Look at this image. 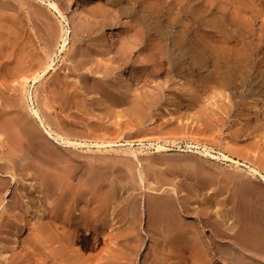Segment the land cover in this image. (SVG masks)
<instances>
[{
	"label": "rangeland",
	"instance_id": "rangeland-1",
	"mask_svg": "<svg viewBox=\"0 0 264 264\" xmlns=\"http://www.w3.org/2000/svg\"><path fill=\"white\" fill-rule=\"evenodd\" d=\"M76 1L102 19L91 16L84 20L78 19L75 16L76 7L67 6L64 0H0V49H3L0 56V116L5 115L17 124V131L22 132L24 141L21 147H17L8 135L0 131V182L5 184L8 181L5 184L7 187L2 191L3 195L1 194V199L6 201L5 209L8 210H0V226L5 225L6 221H12L14 226L18 225V232L25 225L26 237H37L44 234L42 227L49 223L48 230H45L49 238L48 244L51 243L47 244V253H55L59 249L56 248L59 246L58 241L64 233V227L61 226H64L67 217L80 218L84 205L72 194L63 198L60 190L47 184L44 186L43 177L46 173L65 177L68 185L65 188L74 191L85 187L83 180L89 177L91 179L87 189L93 193L90 194L88 206L96 208H92V211L98 210L100 206L97 205L102 203L103 195L110 199L105 198L107 202H111H108L111 210L106 216V219L108 215L111 217L107 219L110 225L108 230H114L113 233L109 232L107 243L110 247L106 246V256L112 261L111 264L114 261L115 264H156V259L161 254L170 259V264H193L192 259L186 261L180 256V249L172 253L173 255L167 253L172 242L169 244L162 237L153 236V229L149 227L151 220L150 216L147 217L149 213L146 205L149 189L163 193L177 189L183 197L177 199L176 204L180 207L189 205L194 209L191 216L186 214V218L184 217L186 225L195 231L197 239L202 240V245H207L203 246L204 253L201 254L203 264H264V253L259 248L262 238L264 239V201L257 195L259 190L264 189L262 190L260 181L249 174L245 165L253 166L264 159V113L261 112L264 101H257L260 112L256 114L252 104L255 98L245 96L235 100L230 92L209 81L195 82L192 74L186 72L188 66L184 74L161 73L150 77L155 79L153 81L145 77H142V81L137 75L140 70L141 73L144 72L142 68L146 64V48L143 45H133L135 31H131L130 19L113 8L109 4L111 0ZM147 1H152L153 7L157 4L156 0ZM243 1L249 4L250 0ZM262 1L261 7L263 6L264 11V0ZM142 2L144 3L142 0L140 5ZM149 2L144 3V6L147 8L150 5L148 8L152 11ZM50 3H56L64 16ZM123 3L128 8L133 5V2L127 0ZM140 5L137 7L139 11L143 8ZM261 21H257L258 27ZM64 26L70 30L69 44L61 51V33ZM102 29L111 37V42L105 40ZM124 45L129 48L128 54H123ZM50 56L54 60V66L43 73L51 63ZM16 67H22L21 72L16 73L14 70L10 74L9 71ZM35 77H40L38 83L35 82ZM26 88L34 94L38 101L36 105H39L51 129L65 138L78 139L77 141L86 145L68 150L49 140L45 130L40 125L37 126L30 115L25 97ZM137 100V104L144 103L146 106L143 111L135 108ZM227 140H230L231 145L227 144ZM157 145H163L167 150L158 153ZM193 146L196 148H192ZM132 150L137 151L138 156L133 155ZM145 188L148 190L145 191ZM117 193L121 200L116 201L113 196H117ZM40 195H43L42 198ZM131 197L136 198L134 201H138L141 206L136 209V241L128 247L116 238L128 231L133 223V218L126 216V208H130L134 202ZM40 198L43 202L47 199L44 204L46 208H52V211L49 209L51 214L43 222L35 218L36 211L39 208L43 210ZM181 201H184L183 204ZM120 204L124 212L116 217L115 210ZM49 205L52 207H48ZM17 206L22 209L17 210ZM33 207L36 211L32 210ZM112 211L114 214H111ZM198 212L200 217L196 215ZM255 214L261 218L255 217ZM96 216V221H100L103 215L96 213ZM118 217L121 218L117 219ZM201 218H207V225L199 222ZM221 220L227 222L223 221V224ZM216 223L223 224L222 229L226 233L219 235L222 229L216 228ZM113 226L115 229L111 228ZM118 226L119 230L116 229ZM49 230H54L55 235ZM141 230L145 232L139 234ZM250 230L256 235L250 237L247 234ZM0 233L2 234L1 228ZM16 233L0 234V255L10 252L17 256L20 253L26 255V246L21 251L17 250L18 252L14 248L13 237ZM48 234L53 237V241ZM229 234L233 237H229ZM76 245L75 248L86 255V258L91 256L92 261L98 259L100 247L93 249L85 246L82 241ZM53 246H56L55 249L51 248ZM28 253L29 250L27 255ZM117 254L120 259H112ZM61 260L60 258L56 264H62ZM49 262L52 264L51 259Z\"/></svg>",
	"mask_w": 264,
	"mask_h": 264
},
{
	"label": "bare ground",
	"instance_id": "bare-ground-1",
	"mask_svg": "<svg viewBox=\"0 0 264 264\" xmlns=\"http://www.w3.org/2000/svg\"><path fill=\"white\" fill-rule=\"evenodd\" d=\"M64 1L67 3V6L70 7V5H73L76 7L77 11L75 13V16L78 19L84 20L90 16L93 18H96L98 20L102 19V18H100L99 15H96V13L92 14L87 8L80 5L76 0H64ZM123 1L124 0H111L109 2V4H111L113 8L117 9L119 12H122L124 16H126L127 18L130 19L131 31L132 32H133V30L135 31L134 32L135 33L134 34L135 44H133V45L134 46L135 45L136 46L143 45L146 48V51H145L146 54L144 55L146 64H144L145 65V66H143L144 68H142V66L140 67V68H142V70L144 69V72L141 73V70H140V72L138 71L139 76L136 74L137 77H140L141 80H142V77L143 78L145 77L146 79L149 78L151 81H153L155 79H153V78L151 79L150 77L158 76L161 73H166L168 75H172L176 72L179 74H182V73L184 74L185 69H187L186 66H188L189 69L186 70V72H187V74H192V78H193L192 80H194L195 82L209 81L212 84L220 87V89H223L227 92H230L232 98L233 99L235 98V100L237 97L242 99L245 96L255 98L254 102L252 103L253 107L255 108V111H256L255 113L257 114L258 112H260L259 104L257 103V101L258 102H259V100L264 101V11L262 10L263 6L261 7V4H263L262 0H250L248 2L249 4L245 3L243 0H156L158 5L156 4L154 7L151 3L152 1L151 2L147 1V2L151 3L152 11L148 8V7H150L149 3L147 4V5H149L147 8L150 11L147 8H145L144 3L146 2V0H143L144 3L142 2L143 4H141L143 8H142V10L140 9V11L137 7H138V5H140V2L142 0L141 1L140 0H127L130 3L133 2L132 3L133 5H131L132 6L131 8H128L127 6H125ZM50 5L52 7H54L55 10L59 14L64 16V13L59 9V7L56 3H50ZM141 5H140V8H141ZM98 16H99V18H98ZM250 18H251V20H250ZM259 20H262L261 21L262 23L259 24V27H258L257 21H259ZM102 31H103L105 40L111 42V37L108 35V33L104 29H102ZM69 33H70V30L64 26L62 28V33H61V39L63 40V44L61 46V51H64L69 44V42H68L69 41ZM126 35H128V34H126ZM131 36H133V35H131ZM127 41H128V39H127ZM123 49H124L123 54H128L127 52H130V51H128L129 48L127 45H124ZM2 50L3 49H0V56L2 55ZM132 51H134V50H132ZM51 58H52V56H50L49 59L51 60ZM124 58L126 59L125 56H124ZM53 64H54V60L52 59L51 63H49V65L47 64L48 67L45 70L43 69L44 70L43 73L48 72L47 70H49V69H52L54 66ZM133 67L135 69V66H133ZM14 70H16V73L21 72L22 67H16L13 70H10L9 71L10 74ZM0 76H1V74H0ZM40 77H35L36 83L39 82ZM137 79H139V78H137ZM142 81H144V80H142ZM144 84H146V83L144 82ZM25 93H26L25 97L27 100L28 108L30 110V115L32 116V119L37 124V126L40 125L42 127V129L45 130L46 135L50 138L49 140L53 141L54 144L59 145L61 147H64L66 149H68V148L74 149V148H79V147L86 145L85 143L77 141L78 139L77 140H71L68 137L65 138L64 136H61L56 131L51 129L49 127L50 125L48 124L47 119L42 114V110L39 108V105L38 106L36 105L37 100H36L34 94L31 92V90L29 88L25 89ZM137 102H138V100L136 101V104H137ZM145 107L146 106H144V103H143V105H141L139 103V104H137V106L135 108L143 111V109ZM262 108H263V111H261V112L264 113V104H263ZM0 117H1L0 118V131L3 132L5 135H8L11 139V142L14 145H16L17 147H21L24 144L23 137H22L23 134H22V132L17 131V129H18L17 124H15V122H13L12 120H9L5 115H4V117L3 116H0ZM27 119H30V118H27ZM30 121H31V119H30ZM242 130H244V128ZM229 141L227 140V144L231 145V142H229ZM100 143H101V145H103L102 142H100ZM98 144H99V142H98ZM98 144H96V145H98ZM106 144H107V142H106ZM192 148H196V147L193 146ZM157 149H158L157 150L158 153L167 150V148L163 145H157ZM68 150H70V149H68ZM75 150H77V149H75ZM131 152L133 155L138 156L137 151L132 150ZM207 154L211 155L208 152H207ZM21 155H22V153H21ZM213 157L216 158L215 156H213ZM224 157H226L227 159L230 158L229 156H224ZM68 161H69V159H68ZM252 163H253V161H252ZM245 165L249 169V174L253 178H256L260 181V183L262 184L261 186L263 187L262 188V190H263L264 189V159L262 161H259L258 163H256V165H253L255 167H253L250 164H248L250 166H248L247 164H245ZM41 174H43V173H41ZM35 175H36V172H35ZM95 175H96V173H95ZM8 176H10V175H8ZM39 178L40 177H38V179ZM43 178H44V183H43L44 186H45V184H47L49 187H52L55 190L56 189L60 190L62 192L61 196L63 198L69 196V194L70 195L72 194V196H74L75 199H78L81 202H83L84 206L82 207L83 209H81L82 215L80 218L79 217H76V218L70 217V219H68V217H67V220L65 222L63 221L64 223L61 222L64 225V226H61V227H64V233L62 232L63 236L58 241L59 246L56 247L57 243L55 242L56 246L51 247V248H54V247L59 248L55 253H52V254L47 253L48 245H50L51 243L48 244L49 238L47 237V233H45L48 230L47 226L49 223L46 224L47 226L44 225L42 227L43 230H41V231L44 232V234H42L43 236L39 234L38 235L39 237L38 236L37 237H33V236L32 237H26V233H24L25 232V228H24L25 225H24L23 229L18 232L19 227L17 224L14 226L11 223L12 221L11 222L6 221L5 225L3 224L2 227L0 226L1 232H2V234L1 233L0 234L3 235L4 233H6V234L9 233L11 235V234L17 232L15 237H13V245H14V248H16L15 250L21 251L22 248H24V246H26V248L29 250V253L27 255L28 250L26 251V255H25V253H20L19 254L20 256L19 255L17 256L16 254L13 255L11 252L10 253L13 256L10 253H5V254L3 253L0 255V264H50L51 262H49V259L52 260V264H56L60 258L62 259L61 260L62 264H111L110 263L111 260L109 259V257L106 256V252H107L106 246L110 245L107 243L108 237H109V232L113 233V231H114V230L113 231L108 230V227L110 225H108L107 219L111 218V217H109V215H108V218L106 219V216H107L109 210H111L110 209V205H111L110 203L111 202L109 201L110 199L103 195L102 196V203H100L101 205L100 204L97 205V207L98 206H100V207L98 208V210L96 212L95 211L93 212L92 211L93 207L91 208V205L88 206V204H89L88 202H90V200H91L90 194L93 193V191H90L89 189H87V185L89 184V181L91 178H89V177H87L86 179L84 178L85 180H83V182L85 181L84 184L86 186L83 187L82 189H79L76 191H74L72 189L68 190L67 188H65L66 187L65 185H67L65 183V180H64L65 177L63 178L62 176L59 177L56 175H52L51 173L50 174L46 173L45 177H43ZM13 179H16L15 176H13ZM39 180H42V179H39ZM67 181L68 180H66V182ZM142 181L144 182L143 177H142ZM7 182L8 181H6V183ZM40 183H41V181H40ZM96 183H95V185H96ZM5 184L0 182V210L5 209V207H6V201L1 199V194L3 193L2 191L4 190V188L7 187V186L5 187ZM11 185H13V184H11ZM72 186H74V185H72ZM102 186H104V185H102ZM148 188H150V187H148ZM99 189H100V187H99ZM146 190H148V189L145 188V191ZM45 191H47V190H45ZM115 192H117V191H115ZM94 193H96V192H94ZM148 193L149 194H147V193H144V194L148 195L146 205L148 208L147 210H148L149 215L147 217L150 216L151 221H150L149 227H150V229L151 228L153 229L152 235L157 236V237H162V239H164L165 242H167V243L172 242L171 245H169L170 243L166 244L167 246L168 245L170 246L167 248V249H169V251H167V253L170 252L169 254H172V253L174 254V252L176 250L178 251V249H180V251H182V254L179 252L181 254L180 256L183 257L184 260L188 261L190 259V261H191V259H192L194 262L193 264H203L201 254L204 253L203 246L206 244L204 243V245H202V243H201L202 240L200 241V239H197L195 231L192 230L188 225H186L187 222L184 220V217L186 218V214H188V216H191L194 209L192 210L189 205L187 206L184 204L183 207H180L176 204V200L183 197L180 194V192L177 191V189H172V191L170 193L156 192V191H152L149 189ZM141 194H142V192H141ZM241 195H244V194H242V192H241ZM257 195L260 196L261 199H263V201H264V191L259 190ZM41 196H43V195H40V197ZM113 196L116 198V201L121 200L120 195L118 193H117V196L116 195H113ZM52 197H54V196H52ZM57 197H59V196H57ZM62 197H60V198L62 199ZM144 197H147V196L144 195ZM41 198H40V200H41ZM105 198L109 199L108 202H110V203H108ZM17 199H20V198H17ZM130 199H133V197H131ZM130 199H127V200L131 201ZM191 199H193V197ZM242 199H243V197H242ZM134 200H136V198L133 199V201ZM39 201H38V204H39ZM45 201L44 202L42 201L43 202V206H42L43 210H41V208H39V210L37 209L38 211H36V210H34L35 209L34 207H33V209L30 208V209L36 211L37 216L36 217L34 216V217L37 219V221L39 219L40 222H43L42 220L48 214H51L49 212L52 208L51 209L46 208L44 206ZM63 201H64V199H63ZM247 201H248V199H247ZM257 201H258V199H257ZM42 202H40V203H42ZM181 202H180V204H181ZM183 202H182V204H183ZM241 202H242V200H241ZM65 203H66V201H65ZM119 203H123V202H119ZM127 203L125 206H127ZM234 203H237V202H234ZM249 203H246V204H249ZM52 204L53 203L51 202V205ZM61 204H62V202H61ZM124 204H123V208H125ZM237 204H238L237 206H240L239 203H237ZM58 205H59V203H58ZM58 205H57V207H58ZM113 205H114V203H113ZM262 205H263V202H262ZM262 205H261V207H262ZM37 206H39V205H37ZM128 206H129V203H128ZM139 206H141L140 203H138V201H134L132 203V205L130 206V208H126V209H128L126 212V214H127L126 216L133 218V221H132L133 223L131 224L130 229L128 231H126L125 233H122L121 235L117 236V238H116V240L118 242H120V243L122 242V243L126 244L125 246H128V247L130 246V244L133 245L134 242L136 241L135 236L137 235L138 232H136L135 227H138V226H137V221L135 220V217L138 214V213L136 214V211H137L136 209H138ZM48 207H52V206L49 205ZM19 208H21V207H18L17 210ZM240 208L242 210L243 207L241 206ZM263 208L264 207H262V209ZM6 209H5V211L8 210V209L7 210ZM55 209H57V208L55 207ZM95 209L93 208V210H95ZM26 210H25V213H26ZM62 211H64V209ZM122 211H123V209H122L121 204L117 205V208L115 210L116 217L118 215H120L122 213ZM4 212H3V214H4ZM249 212H251V211H249ZM28 213H30V211H28ZM96 213L100 214L101 216L103 215L102 219L100 218L101 219L100 221H96V219H95L97 217ZM184 213H185V215H184ZM35 214L33 213V215H35ZM56 214H57V211H56ZM111 214H114V212L112 211ZM251 214H253V213H251ZM196 215L199 217L201 216L199 212L196 213ZM126 216H125V219H126ZM143 216H145V214ZM211 216H213V215H211ZM256 216L258 217L257 214H255V217ZM203 217H205V216H203ZM235 217H236V215H235ZM252 217H254V216H252ZM120 218L121 217H118L117 219H120ZM207 218L209 219V217H207ZM223 218H226V217L224 216ZM258 218H261V216ZM36 219H34V220H36ZM57 219H58V217H57ZM142 219H139V220H142ZM206 219L201 218V220L199 222H201V223L203 222L206 224V222L208 223V221ZM228 219H230V218H228ZM244 219H243V222H244ZM110 220H112V219H110ZM146 220H147V218H146ZM195 220H196V218H195ZM226 220H227V218H226ZM187 221H191V220H187ZM237 221H238V219H237ZM214 222H215V220H214ZM224 222H227V221H224ZM224 222H223V224H224ZM243 222H242V224H243ZM245 222H246V220H245ZM23 223H25V222H23ZM45 223H43V224H45ZM141 223H143V221ZM26 224H27V222H26ZM28 225H29V223H28ZM126 225H128V224H126ZM197 225H198V223H197ZM222 225L220 223L219 224L216 223V228L222 229ZM123 226H121V227H123ZM145 226H146V224H145ZM213 226L215 227V225H213ZM253 226H254V223H253ZM53 227L56 228V226H53ZM59 227H60V225H59ZM116 227H117V225H116ZM119 227L120 226H118V228H116V229L119 230ZM128 227H129V225H128ZM142 227H143V225H142ZM149 227H148V229H149ZM198 227H199V225H198ZM21 228H22V226L20 227V229ZM111 228L115 229L114 226ZM28 229H32V228H28ZM34 229H38V228H34ZM49 229H51V228H49ZM120 229H122V228H120ZM199 229H201V228H199ZM54 230H49V231L54 232ZM58 230H60V228ZM110 230H112V229H110ZM60 231H62V230H60ZM197 231H199V230H197ZM215 231H216V229H215ZM141 232H142V230H141ZM141 232L139 234H143L145 231H143L142 233ZM146 232L149 235L148 230ZM223 232L226 233L222 229V232L220 231V234L216 233V235L217 234L221 235V233H223ZM56 233H57V231H56ZM60 234H56V236L60 235ZM247 234L250 237H253L256 235L251 230L248 231ZM50 235H51V232H50ZM54 235H55V232H54ZM40 236H42V237H40ZM48 236H49V234H48ZM228 236L233 237L232 234H231V236H230V234ZM142 237H143V235H142ZM143 238L145 240V237H143ZM236 238H238V237H236ZM111 239H113V238H111ZM201 239H203V238H201ZM238 239H239V241H241L240 238H238ZM51 240L53 241V237L51 238ZM254 240H255V238H254ZM79 241L84 242V245L87 247H90V248L93 247V249L100 247L101 251L99 252V254L97 253L98 259L95 258L96 260L92 261L91 260L92 258H90L91 256L89 257L90 259L86 258L85 257L86 255L84 256L81 251L76 249L75 245ZM204 241H206V240H203V242ZM244 241H247V240H244ZM115 242L116 241H114V243ZM248 242L249 241H247V243ZM106 244H108V245H106ZM111 244H113V243H111ZM244 244H245V242H244ZM250 244H252V243H250ZM79 245H81V243ZM76 246H78V245H76ZM101 246H103V247H101ZM164 246H165V244H164ZM132 247H134V246H132ZM140 247H141V244H140ZM259 248H261L263 251L262 253H264V239L263 238L260 242ZM83 249H81V250H83ZM117 249H119V248H117ZM138 249H139V247H138ZM190 250H192V252ZM135 251H136V249H135ZM129 252L130 251H128V253ZM110 254H112V253H110ZM208 254H211V253H208ZM119 256H120L119 254H117L115 257H113V255H112L113 258L112 257L111 258L114 260H116V259L119 260L120 259ZM168 259L169 258L166 259V256L164 254H161L160 256L157 257L156 264H168L169 263L168 261L170 260V259L169 260ZM31 260H34V261L32 262ZM150 260H152V259H150ZM203 260H204V258H203ZM128 261H129V259H128ZM120 263H122V262H120ZM171 263H173V262H171ZM113 264H115V261L113 262ZM123 264H125V263L123 262ZM187 264H191V263H187Z\"/></svg>",
	"mask_w": 264,
	"mask_h": 264
}]
</instances>
